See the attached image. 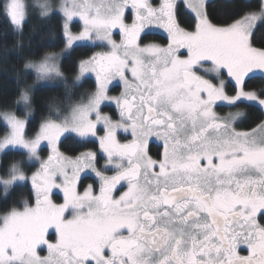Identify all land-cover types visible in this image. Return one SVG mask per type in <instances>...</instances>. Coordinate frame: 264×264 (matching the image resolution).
I'll use <instances>...</instances> for the list:
<instances>
[{
    "label": "snow or ice",
    "instance_id": "6c2138e0",
    "mask_svg": "<svg viewBox=\"0 0 264 264\" xmlns=\"http://www.w3.org/2000/svg\"><path fill=\"white\" fill-rule=\"evenodd\" d=\"M227 2L234 11L223 20L211 17L208 0L0 2V22L14 33L34 15L59 14L64 48L24 64L38 81L67 86L64 52L106 49L76 65L73 86L94 74L95 90L66 113L51 105L34 135L26 131L30 87L16 100L23 117L0 112L9 129L0 153L21 156L0 186L7 196L30 181L34 194V203L0 214V264H264V86L249 87L264 81V44L253 43L264 0L255 11L249 0ZM77 21L81 30L73 31ZM153 28L166 33L165 43L145 42ZM116 87L122 91L111 95ZM113 104L118 119L103 111ZM240 105L259 112L246 129L248 111H218ZM62 137L86 149L98 143L99 152L65 155ZM90 178L98 191L95 183L80 191ZM58 192L62 202L53 199Z\"/></svg>",
    "mask_w": 264,
    "mask_h": 264
},
{
    "label": "trees",
    "instance_id": "16d2710c",
    "mask_svg": "<svg viewBox=\"0 0 264 264\" xmlns=\"http://www.w3.org/2000/svg\"><path fill=\"white\" fill-rule=\"evenodd\" d=\"M2 2V0H0ZM239 2V0H235ZM252 10H258L261 0H249ZM208 12L214 20H223L231 14L234 9L228 4L227 0H208ZM80 25L75 22L74 31H78ZM164 35L151 32L144 37L147 41H158L165 43ZM254 46L264 44V27H258L253 37ZM64 47L63 36L60 28L59 14L52 16L50 20L34 15L25 26L23 33H14L8 26L7 22H0V108L13 109L17 115H23L21 108L16 106L20 90L29 88L34 84L35 75L31 72L24 71V64L29 59H38L47 52L59 51ZM98 48L87 45L86 47L76 48L69 51L60 60V68L67 76L74 75L78 68L76 65L82 58L92 55ZM19 74V76L17 75ZM264 86V81L257 78L249 81L250 88H259ZM95 89V81L92 78H85L78 86L67 84L43 85L32 89V108L33 113L29 120L32 121L31 127L26 129L29 135H34L42 118L48 116L51 105H56L66 113L69 103L78 102L82 97ZM113 92L118 91V87L112 88ZM111 91V92H112ZM240 109L249 112V120L241 125L246 129L251 126V122L259 118V112L249 110L245 105H240ZM103 110H109L113 117H117L115 109L106 106ZM221 110V109H220ZM7 132V127L0 119V136ZM98 151V144H89L87 149L76 142L75 139H62L60 151L65 155L74 156L85 150ZM151 153L155 154L156 146L150 144ZM42 155L45 152H41ZM25 160L26 156L23 157ZM21 159L19 153L9 152L7 156L1 155L0 174L5 175L7 168L14 162ZM101 158L98 156V161ZM36 168V164L26 167V173L29 175ZM57 195L54 199L57 200ZM60 199V198H59ZM27 200L34 203V194L31 185H16L10 189L7 196L3 193L0 186V214H3L11 207L21 208L23 202Z\"/></svg>",
    "mask_w": 264,
    "mask_h": 264
},
{
    "label": "rangeland",
    "instance_id": "374dc122",
    "mask_svg": "<svg viewBox=\"0 0 264 264\" xmlns=\"http://www.w3.org/2000/svg\"><path fill=\"white\" fill-rule=\"evenodd\" d=\"M31 2H34V0H31ZM52 2H53L54 4H57V5H58V4L60 3V0H52ZM151 2H152L154 5H158L159 2H160V0H151ZM57 14H58V13H57ZM128 22H131L130 19H129ZM77 23L80 25V28L78 29V31H79V30H81V24H80V22H78V21H77ZM72 30H73V29H72ZM73 31H74V30H73ZM151 32H153V33H160V34H163L164 36H166V33H164L162 29L153 28V29L151 30ZM114 38H116L117 40H119V37H118V36H116V37H114ZM147 42H156V43H160V42H158V41H154V40L147 41ZM88 45L92 46L91 44H88ZM63 48H64V47H63ZM63 48H62V49H63ZM62 49H61V50H62ZM61 50H59V51H52V52L60 53ZM104 50H106V49L98 48L95 52H97V51H104ZM95 52H94V53H95ZM67 53H68V52H64V53L60 56V59H59V61H58L59 65H60V60H61V58H62L64 55H66ZM43 56H44V55H42L41 57H43ZM41 57H40V58H41ZM40 58H38V59H40ZM38 59H33V60H38ZM210 67H211L210 64H205L204 67L200 69V71H201L202 73H204L205 70H206V69H209ZM24 71H25V72H31V73H33V74L35 75V81H34V84L30 86L31 91H32V89H34L35 87H38V86L64 84V81H63L62 79H57V80H52V81H43V80L38 81V80L36 79V73H35L33 70L25 69V67H24ZM61 71H62V70H61ZM62 73H63V72H62ZM77 73H78V71H77L74 75H72V76H67V75H65V74L63 73L64 78H66L67 84L73 85V81H74L75 76L77 75ZM207 75H208L209 77H211V76L214 75V73L209 72V73H207ZM86 78H92V79L95 81V76H94V74H88V76H87ZM84 79H85V78H84ZM84 79H82V81H83ZM82 81H81V82H82ZM81 82H80V83H81ZM114 83H115V82H114ZM24 89H28V88H24ZM94 90H95V89H94ZM94 90H93V91H94ZM120 91H122V87H118V91H117V92H113V91H112L110 94H111V95H118ZM91 92H92V91H91ZM91 92H89V93H91ZM89 93H88V94H89ZM88 94L85 95V98L87 97ZM78 102H79V101H78ZM75 103H76V102H75ZM16 106L19 107V108H21L22 111H23V115H18V116L23 117L24 114H25L24 106H23L22 104H19V105L16 104ZM111 107H113V108L115 109V111H116V113H117V117H113L109 110H103V111H104L106 114H108V115H110L111 117H113L114 119H118V118H119V117H118V111L116 110L115 105L113 104V105H111ZM238 110H242V109H240V108H238V109H237V108H223V109H221V110L218 109V111L220 112L221 115H227L229 112H236V111H238ZM4 111H12V112H15L13 109H2V108H0V112H4ZM15 113H16V112H15ZM30 117H31V116H30ZM1 121L5 124V122H4L2 119H1ZM5 126H6V124H5ZM6 127H7V126H6ZM8 131H9V129L7 128V132H8ZM7 132H6L4 135H6ZM101 134H102V133H101ZM4 135L0 136V138H2ZM128 138L130 139V137H128ZM62 139H63V137H62ZM97 144H98V143H97ZM43 152H45V154L42 155V153H41V156H42V158L46 159V158H47V155H48V151H47V150H44ZM98 152H99V148H98ZM1 155H2V153H0V158H1ZM104 163H105L104 159L101 158V159L99 160V162H98V167L102 168V167L104 166ZM38 167H39V164L36 163V168H35V169L29 174V176H30L33 172H35V171L38 169ZM107 174H112V173H111V172H108ZM0 176H1V174H0ZM29 183H30V181H29ZM89 183H95L96 188H97V191H98V179H97V180H94V179H92V178H90V179L84 181V183H83L82 185L79 186V190L82 191V190H83V187L86 186V185L89 184ZM30 185H31V184H30ZM124 190H126V186H125V187H122V188H121L120 186H118V193H119V192H122V191H124ZM118 193H117V194H118ZM55 195L58 196V197H57V200L54 199V197H53V199H54L56 202H62V201H63V194H62V193H59V192H58V193H56ZM59 198H60V199H59ZM22 208H23V206H22L21 208H19V209H22ZM40 254H41L42 256H46V255H47V251H46V250H43V251H41Z\"/></svg>",
    "mask_w": 264,
    "mask_h": 264
},
{
    "label": "flooded vegetation",
    "instance_id": "af4514ba",
    "mask_svg": "<svg viewBox=\"0 0 264 264\" xmlns=\"http://www.w3.org/2000/svg\"><path fill=\"white\" fill-rule=\"evenodd\" d=\"M241 255H247V251L246 250H241Z\"/></svg>",
    "mask_w": 264,
    "mask_h": 264
}]
</instances>
